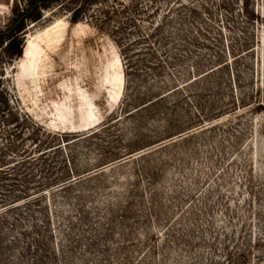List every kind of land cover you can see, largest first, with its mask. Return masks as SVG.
<instances>
[{"label": "rangeland", "instance_id": "obj_1", "mask_svg": "<svg viewBox=\"0 0 264 264\" xmlns=\"http://www.w3.org/2000/svg\"><path fill=\"white\" fill-rule=\"evenodd\" d=\"M7 28L0 264H264V0H0Z\"/></svg>", "mask_w": 264, "mask_h": 264}, {"label": "trees", "instance_id": "obj_2", "mask_svg": "<svg viewBox=\"0 0 264 264\" xmlns=\"http://www.w3.org/2000/svg\"><path fill=\"white\" fill-rule=\"evenodd\" d=\"M10 30L11 28H7L3 32H0V36L5 34L7 36V39L9 40V46L12 47L14 51H17V53H19L18 42L20 38L16 35L10 34Z\"/></svg>", "mask_w": 264, "mask_h": 264}]
</instances>
